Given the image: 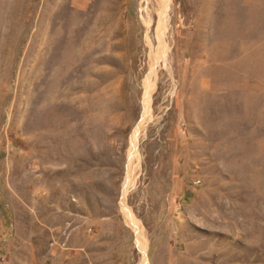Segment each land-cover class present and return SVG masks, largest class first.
<instances>
[{
    "label": "rangeland",
    "instance_id": "rangeland-1",
    "mask_svg": "<svg viewBox=\"0 0 264 264\" xmlns=\"http://www.w3.org/2000/svg\"><path fill=\"white\" fill-rule=\"evenodd\" d=\"M0 264H264V0H0Z\"/></svg>",
    "mask_w": 264,
    "mask_h": 264
}]
</instances>
